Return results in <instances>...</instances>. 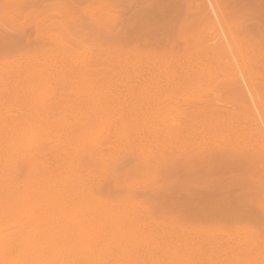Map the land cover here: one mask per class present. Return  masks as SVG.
I'll list each match as a JSON object with an SVG mask.
<instances>
[{
  "label": "rangeland",
  "instance_id": "1",
  "mask_svg": "<svg viewBox=\"0 0 264 264\" xmlns=\"http://www.w3.org/2000/svg\"><path fill=\"white\" fill-rule=\"evenodd\" d=\"M218 2L225 17L234 29L235 38L240 48L253 58L250 71L259 100L264 105V0H218ZM204 3L205 1L202 0H0V74L2 75H0V102L2 103H0V137L2 135L0 139L3 138L2 141H7L5 136L9 140L12 134L18 136L19 139L17 137L16 142L22 144L29 141L27 138L29 136V138L32 137L29 142L34 139L32 142L35 143L36 147L46 152L49 162L55 164V167H66V165H71L73 161L75 168L72 165L71 167L77 171L76 174H79L77 178H74L76 180L73 183L74 187H72L74 189L73 193H76H74L76 197L72 196L75 202L83 200L78 204L88 210L87 208H91L92 205L86 206L83 202L86 200V195L94 196L93 198L106 204L109 211L126 217L127 224L125 228L136 229L135 231L142 232L141 235H148V237L145 236V239L154 238L153 241L161 243L162 246L169 244L173 248L172 252L159 249L143 255L136 252L130 259L110 252L107 254L108 257H101L104 258L103 260L98 258V260H101V264H107L106 262H109L108 264H172L171 262L173 264H195L196 262V264L198 262L199 264H264V161H261L264 158L258 151L253 139L239 134L238 130L243 126L242 122L244 121L241 117L244 118L247 112L246 104H244L241 93H239L241 88L237 87L239 84L223 68H220L219 63L214 61V57H212V60H203L204 56L200 53L209 43L207 38L210 34L208 30L210 11L206 3L203 6ZM134 5L142 7L137 9L133 7ZM138 10L142 14V23L134 28H125L122 24L124 18ZM84 52L93 57L100 56L102 58L101 61H97L98 63L90 60L89 63L93 64V70L89 72L90 75L72 67L73 63L65 65L62 60L54 59H67L79 55L82 57ZM209 60L210 64L208 63ZM211 62L213 66H211ZM109 69L110 71H108ZM41 72H43V75ZM100 73H103V76ZM111 75L115 78H111ZM39 77L42 81L38 82ZM32 79L35 80V83ZM225 79H227V82ZM22 80H24L23 84ZM98 81H102V83ZM109 82H112L113 86L119 85L114 87L117 94L111 85L112 83ZM227 83L231 86H227ZM93 84L96 88L93 87ZM101 84L105 85L103 90ZM108 85L112 91L107 88ZM36 86L38 87L36 88ZM236 88H239V91ZM31 89L35 93H32ZM41 91L46 93L44 92V94ZM30 92L31 94H29ZM51 93H55L53 95V97L55 96L54 99L50 95ZM35 97L39 98L38 101ZM48 97H50V100H48ZM31 98L32 100L28 101ZM79 99L80 104L76 103ZM88 99L91 102L94 99L100 107L97 105L96 108L94 101L92 104L86 102ZM114 99H117L116 103L118 102V105L116 103L111 104L115 102ZM119 99L121 102H119ZM31 101L32 106L30 107ZM49 103L50 105H48ZM74 103L77 104L76 108L73 106ZM40 104H45L43 106L46 107L43 108ZM82 104L86 106V109ZM70 105L76 109L73 108L75 111H80L75 112ZM111 105L116 106V110ZM133 105L137 107L133 108ZM53 106H57L63 113H59L58 109L56 110ZM32 107L35 109H32ZM40 107L43 108V111ZM61 107L66 109L62 111ZM109 107H112L113 110L110 109L108 112ZM38 108L40 109L38 110ZM47 108L48 110H45ZM99 108H103L101 109L103 112L105 110L104 114ZM68 109H72L71 112ZM129 109H132V114H130ZM162 109L164 111L165 109L169 110V113L166 112L165 118L172 113L170 116L172 115L174 118L171 121L179 120H177V124H175L177 121L173 123L178 131L175 129V132L170 135V144L164 142L165 132L156 131L158 130L156 121L160 115L162 116ZM52 110L53 114L50 112ZM55 110L57 115L54 113ZM111 110L114 113H111ZM39 111L41 113H38ZM115 111H118V113ZM7 112L13 115H9ZM123 112L124 115L126 114L124 117ZM71 113V117L77 114L73 118L76 120L74 123L79 122L86 116L84 120L80 121L83 124L78 123V125L75 123V125L72 118L69 117ZM27 114L29 116L31 114L34 118L32 116L30 117L33 119L29 118ZM39 114L43 123L37 118L35 119ZM45 114L46 117L43 118ZM60 114H63L62 117L68 114L69 116H66L71 119L67 118V120H72L71 123L69 124L70 121H65V118L58 116ZM80 114L82 115L80 116ZM89 115H91L90 119L87 117ZM57 116L59 120L61 118L62 120L58 121ZM117 116L118 118L121 117L120 120ZM103 117L114 123H107L108 121L104 120ZM113 117L114 119H112ZM49 118L53 120L51 121ZM122 118L128 119V121H122ZM138 119L140 120V126H142L141 129H144L147 125V129L145 128L146 130L143 133H147L146 135L149 137H146L138 127ZM31 120L36 121L38 124L40 122L39 126ZM145 120L149 125L150 122H153L150 125L151 129H148L150 126ZM26 121L28 122L26 123ZM64 121L70 125L67 128L68 130L64 127L66 126ZM94 121H98V123H94ZM141 121L146 124L142 125ZM19 122L20 124L24 122L18 125L20 130L17 128L18 126L17 129L14 127ZM29 122L31 128L28 125ZM54 122L57 127H52ZM57 122L61 123L59 124L61 125L60 128L63 127L62 129H65L67 133L60 128L61 132L53 129L59 127ZM115 122H118V126ZM124 122L127 125L134 124L133 127L137 126L135 127L137 131L131 128L132 124H130L131 127H129L130 125L126 126L131 130L124 128L126 125L123 126ZM68 124L67 126H69ZM101 124L106 130L108 129L104 135L105 138L103 136L102 139L105 140L107 136L108 141L107 139L105 141L101 140L108 144L106 145L103 142L97 145L96 142L89 143L87 140L91 136H88V134L93 131L91 135H97L98 133L95 132L100 129H97L99 125L102 127ZM106 124H109L112 129L109 125L107 128ZM113 125H115V128ZM21 126L22 128H20ZM73 126L75 129H71ZM85 126L87 131L89 130L88 132H78V129L81 131L80 128L84 129ZM116 128L118 129L116 130ZM6 129L9 131V136L6 134V132L8 133ZM12 129L19 130L16 131L18 134H14L15 131ZM121 129H126L129 132L126 134V130V133L123 131L124 138ZM69 130H74L76 134L74 133L73 137L76 135L75 139L78 142H72L74 138L71 137ZM153 130L158 135L154 133L155 136L153 134L152 137ZM112 131L117 137L110 134L113 133ZM182 131L183 133L185 131V135L182 134ZM62 132H65L64 135ZM138 132L139 136H137ZM79 133H82V136L83 134L84 136L87 135L88 138L79 136ZM20 138H25L26 141ZM145 139L148 144L143 141ZM75 150H77V153ZM18 151L13 159L15 182L26 185L28 183L33 184L34 181L35 184L36 181L41 180L43 175L38 172L32 153ZM162 157L166 159H162ZM255 159L258 161L257 163ZM260 164L263 166L262 168ZM76 181H78V185ZM80 194L81 196H79ZM77 196H79V199L76 200ZM81 197L82 199H80ZM65 198L67 199V197ZM68 200L72 199L68 197ZM83 207L81 209L79 206V209L83 211ZM85 209L84 211H86ZM131 221L134 223L132 224ZM137 224H140L139 227ZM61 225H56L58 228L55 229L53 236L55 237L58 230L57 235L63 233L65 236L66 234L70 236V231L63 228L66 224H63L60 229ZM82 226H89L87 229L91 227L89 224H83ZM69 228L71 229L70 225ZM73 231L71 229L73 235L71 234L70 239L75 236ZM82 231L76 237L81 238L80 241L85 239L83 233L86 234V231H84V228ZM51 232L48 233L50 236L53 234V231ZM59 235L57 238H60ZM154 235L155 237L152 238ZM173 240L175 243L177 242V245ZM238 241H240V244ZM213 242L215 243L214 246H222V250H226L227 247L228 249L234 248L231 249V252L223 251L222 253L220 250L218 254L223 258L215 256L218 255L217 252H215L216 254L212 253L213 256L210 257L211 255L208 256L205 253H199V255L196 253L195 255L191 250L195 246L202 248L205 245H213ZM198 244L200 245L198 246ZM183 245L185 247L188 245L187 249ZM65 247L63 248L64 251L69 246ZM235 247H237V252H232ZM62 248H58V250L61 249L59 252L55 249L53 251L54 253L56 251L60 253ZM179 248H182V250L179 251ZM183 249H186V251ZM253 249L256 250V253ZM188 250L190 251L189 255L191 254L189 259L186 257L187 254L185 255ZM246 250L251 251L250 253L253 255L250 256L248 252L249 259H247L248 257L244 253L243 257L247 258H243L244 261H241L243 260L242 256H239ZM181 256L184 257L183 260H181ZM200 256L204 263L201 261ZM171 259L173 260L171 261ZM178 259L180 260L178 261ZM238 259H241L240 262ZM86 260L85 263H81H95V260L89 261L91 260L89 258ZM98 260L96 264L100 262Z\"/></svg>",
  "mask_w": 264,
  "mask_h": 264
},
{
  "label": "bare ground",
  "instance_id": "2",
  "mask_svg": "<svg viewBox=\"0 0 264 264\" xmlns=\"http://www.w3.org/2000/svg\"><path fill=\"white\" fill-rule=\"evenodd\" d=\"M202 1H205V3H206V6H207V8L209 9V11H210V19H209V28H208V30L210 31V34H209V36H208V44H206V46L200 51V53L202 54V56H204L203 57V60L204 59H210V60H212V57H214V61H216V63H219V65L221 66L220 68H223V70L226 72V73H228V75H230L231 77H232V79L237 83V84H239L237 87H240L241 88V90H240V92L239 93H241V97L243 98L242 100H243V102H244V104H246V107H247V112H246V115L244 116L243 115V113H242V115L244 116V118L243 117H241L243 120V126L238 130L240 133L239 134H242V135H244V136H246V137H249V138H251V139H253L254 141H255V143H256V145H257V148H258V151L260 152V154H261V156L264 158V105L260 102V100H259V97H258V94H257V91H256V86H255V82H254V79L252 78V75H251V71H250V65H251V63H252V61H253V58H251L250 56H249V54L248 53H246L245 51H243L241 48H240V45H239V43H238V41H237V39L235 38V34H234V29L232 28V26L230 25V23H229V21L227 20V18L225 17V15H224V12H223V10H222V7L220 6V4H219V2H218V0H202ZM205 3L203 4V6L205 5ZM197 4V3H196ZM200 9V8H199ZM207 9V10H208ZM203 11V10H202ZM226 14V13H225ZM228 17V16H227ZM201 20V19H200ZM59 35V34H58ZM61 41V40H60ZM80 50V49H79ZM78 54V53H77ZM76 55V54H75ZM83 56L81 57L80 55L79 56H74V57H69V58H65V59H58V58H54V59H56V60H62V62L63 63H65V65L66 64H68V63H73V65H72V67H74V68H76L77 70H79V71H84V72H86V73H88L87 75H90L89 74V72H91L92 70H93V64H90L89 62H90V60H94V61H101L102 60V58L99 56V57H96V56H92V55H90L89 53H87V52H84L83 54H82ZM195 55V54H194ZM56 57H57V55H56ZM62 57V56H61ZM81 57V58H80ZM110 59V58H109ZM210 60H209V64H210ZM28 61V60H27ZM16 62V61H15ZM34 62H35V60H34ZM259 62V61H258ZM98 63V62H97ZM206 63V62H205ZM215 64V63H214ZM28 65V64H27ZM32 65V64H31ZM40 65H42V64H40ZM52 65V64H51ZM58 65V64H57ZM69 65V64H68ZM98 65H100V64H98ZM136 65V64H135ZM1 66V65H0ZM22 66V65H21ZM35 66V65H34ZM38 66V65H37ZM55 66V65H54ZM138 66V65H137ZM211 66H213V64H212V62H211ZM36 67V66H35ZM65 67V66H64ZM70 67V66H69ZM258 67V66H257ZM37 68H39V67H37ZM71 68V67H70ZM118 68V67H117ZM209 68V67H208ZM21 69V68H20ZM24 69V68H23ZM64 69V68H63ZM115 69V68H114ZM128 69H129V67H128ZM6 70V69H5ZM74 70V69H73ZM99 71H100V69H98ZM136 70H137V68H136ZM1 71V70H0ZM18 71H23V70H18ZM36 71V70H35ZM42 71V70H41ZM108 71H110V69L108 70ZM112 71V70H111ZM119 71V70H118ZM80 72V73H81ZM84 72H82V73H84ZM95 72H96V70H95ZM98 72V71H97ZM107 72V71H106ZM113 72V71H112ZM122 72V71H121ZM124 72V71H123ZM122 72V73H123ZM207 72V71H206ZM1 73H3V72H1ZM42 73V75H43V72H41ZM85 73V74H86ZM104 73V72H103ZM103 73L101 74V76H103ZM116 73H118V72H116ZM115 73V76L117 75ZM127 73V72H126ZM146 73V72H145ZM216 73V72H215ZM40 74V73H39ZM68 74V73H67ZM98 74H99V72H98ZM109 74H112V73H109ZM125 74V73H124ZM1 75V74H0ZM3 75H4V73H3ZM45 75V74H44ZM50 75V74H49ZM75 75V74H74ZM84 75V74H83ZM108 75V74H107ZM128 75V74H127ZM2 76V75H1ZM13 76H15V75H13ZM71 76V75H70ZM76 76V75H75ZM86 76V75H85ZM93 76V75H92ZM129 76V75H128ZM9 77H11V76H9ZM43 77V76H42ZM46 77V76H45ZM44 77V78H45ZM48 77V76H47ZM77 77V76H76ZM80 77V76H79ZM89 77V76H88ZM91 77V76H90ZM94 77V76H93ZM106 77V76H105ZM111 78L112 77H114V76H110ZM118 77H119V75H118ZM121 77V76H120ZM12 78V77H11ZM29 78V77H28ZM96 78V77H95ZM107 78V77H106ZM115 78V77H114ZM122 78V77H121ZM258 78V77H257ZM35 79V78H34ZM34 79H32V80H34ZM39 79H40V77H39ZM85 79V78H84ZM88 79V78H87ZM93 79V78H92ZM120 79V78H119ZM227 79H228V77H227ZM227 79H225V81L227 82ZM10 80V79H9ZM12 80V79H11ZM82 80V79H81ZM86 80V79H85ZM98 80V79H97ZM108 80V79H107ZM106 80V81H107ZM112 80H114V79H112ZM116 80H118L117 78H116ZM122 80V79H121ZM129 80H131L130 78H129ZM133 80V79H132ZM23 81L24 80H22V84H23ZM30 81V80H29ZM39 81H42L41 79L40 80H38V82ZM44 81V80H43ZM48 81V80H47ZM93 81V80H92ZM96 81V80H95ZM120 81V80H119ZM229 81V80H228ZM0 82H1V80H0ZM34 83H35V80L33 81ZM36 82H37V78H36ZM85 82V81H84ZM99 83H102V81L100 82V81H98ZM103 82H104V80H103ZM125 82V81H124ZM131 82V81H130ZM232 82V81H231ZM230 82V83H231ZM32 83V82H31ZM94 83V82H93ZM96 83H97V81H96ZM105 83H107V82H105ZM110 83V82H109ZM112 83V82H111ZM110 83V84H111ZM233 83V82H232ZM44 84V83H43ZM98 84V83H97ZM115 84V83H114ZM36 85H39V84H36ZM112 85V87L114 88L115 86H113V83L111 84ZM118 85V84H117ZM124 85V84H123ZM227 86H229V84L227 83L226 84ZM234 85V84H233ZM23 86H25V85H23ZM34 86V85H33ZM50 86V85H49ZM48 86V87H49ZM95 85L93 84V87H94ZM103 86H105V85H102L101 84V87H102V90H103ZM109 86V85H108ZM119 86V85H118ZM118 86H116V87H118ZM120 86H122V85H120ZM231 86V85H230ZM229 86V87H230ZM38 86H36V88H37ZM39 87H41V86H39ZM46 87V86H45ZM107 87V86H106ZM105 87V88H106ZM225 88H226V86H224ZM27 88H28V86H27ZM30 88V87H29ZM43 88V87H42ZM47 88V87H46ZM95 88H96V86H95ZM107 88H110V86L109 87H107ZM122 88V87H121ZM231 88H233V87H231ZM34 89V88H33ZM44 90H45V88H43ZM42 89V90H43ZM111 89V88H110ZM115 89V88H114ZM222 89V88H221ZM234 89V88H233ZM237 89V88H236ZM239 89V88H238ZM237 89V90H238ZM36 90V89H35ZM116 90V89H115ZM120 90V89H119ZM230 90H232V89H230ZM235 90V89H234ZM233 90V91H234ZM237 90H236V92H237ZM1 91V90H0ZM30 91V90H29ZM31 91H32V89H31ZM47 91V90H46ZM99 91V90H98ZM111 91H112V89H111ZM121 92H122V90H120ZM239 91V90H238ZM39 92V91H38ZM38 92H37V94H38ZM42 92V91H41ZM45 92V91H44ZM44 92H42V93H44ZM51 92V91H50ZM105 92V91H104ZM260 92V91H259ZM32 93H35V91L33 90L32 91ZM40 93V92H39ZM42 93H41V95H42ZM46 93V92H45ZM44 93V94H45ZM29 94H31V92L29 93ZM28 94V96H30ZM43 94V95H44ZM55 94V93H54ZM53 93H51L50 95H52V97H53V95H54ZM107 94V93H106ZM116 94H117V90H116ZM235 94V93H234ZM38 95H40V94H38ZM38 95H36V96H38ZM85 95V94H84ZM91 95H92V93H91ZM240 95V94H239ZM262 95V94H261ZM33 96H35V95H33ZM32 96V97H33ZM72 96H74V95H72ZM93 96H95V95H93ZM92 96V97H93ZM111 96V95H110ZM122 96V95H121ZM55 97V96H54ZM54 97H53V99H54ZM66 97V96H65ZM78 97V96H77ZM88 97V96H87ZM96 97V96H95ZM35 98H37V97H35ZM41 98H42V96H41ZM43 98H44V96H43ZM50 97H48V100H50L49 99ZM58 98V97H57ZM59 98H60V96H59ZM62 98V97H61ZM72 98H74V97H72ZM80 98H81V96H80ZM85 98H86V96H85ZM107 98H108V96H107ZM114 98V97H113ZM118 98V97H117ZM120 98H122V97H120ZM38 99L39 98H37L36 100L38 101ZM47 99V98H46ZM64 99V98H63ZM70 99V98H69ZM126 99H129V98H126ZM9 100V99H8ZM15 100V99H14ZM29 100H32V98L31 99H28V101ZM43 100V99H42ZM47 100V101H48ZM60 101H61V99H59ZM89 100V101H88ZM88 100H86V102H91L90 101V99H88ZM96 100V99H95ZM115 100V99H114ZM117 100V99H116ZM116 100H115V102L114 103H111V104H115L116 103ZM120 100V99H119ZM241 100V101H242ZM39 101H41V100H39ZM46 101V100H45ZM46 101V102H47ZM68 101V100H67ZM73 101V100H72ZM71 101V102H72ZM75 101V100H74ZM78 101V102H77ZM76 101V103H78V104H80L79 103V101H80V99L79 100H77ZM81 101H82V99H81ZM94 101V99L92 100V102ZM111 101V100H110ZM131 101H133V100H131ZM130 101V102H131ZM151 101H153V100H151ZM236 101V100H235ZM27 102V101H26ZM50 102V101H49ZM53 102V101H52ZM64 102V101H63ZM63 102H61V104H63ZM92 102H91V104H92ZM119 102H121V100L119 101ZM136 102V101H135ZM240 102V101H239ZM242 102V103H243ZM1 103V102H0ZM58 103V102H57ZM68 103H69V101H68ZM94 103H95V106H96V108H97V105H98V102L96 103L95 101H94ZM118 103V102H117ZM116 103V104H117ZM124 103H125V101H124ZM128 103H129V101H128ZM133 103V102H132ZM142 103H143V101H142ZM141 103V104H142ZM2 104V103H1ZM34 104V103H33ZM36 104V103H35ZM84 104L85 105H87L85 102H84ZM122 104H123V102H122ZM130 104V103H129ZM30 105V104H29ZM36 105H38V104H36ZM40 105H42V107L43 108H45L43 105H45V104H40ZM48 105H50V103L48 104ZM58 105L60 106V104L58 103ZM66 105V104H65ZM69 105V104H68ZM77 105V104H76ZM75 105V103L73 104V106L76 108L77 106ZM83 105V104H82ZM94 105V104H93ZM118 105V104H117ZM119 105H120V103H119ZM140 105V104H139ZM143 105H144V103H143ZM154 105V104H153ZM153 105H150V106H153ZM3 106V105H2ZM1 106V107H2ZM32 106V101H31V105H30V107ZM55 106V105H54ZM53 106V108H56V110L58 109L57 108V106L56 107H54ZM64 106V105H63ZM62 106V107H63ZM71 106V105H70ZM80 106V105H79ZM84 106V105H83ZM95 106H92V107H95ZM99 106V105H98ZM111 106H113L114 107V105H111ZM124 106H126V105H124ZM142 106V105H141ZM148 106H149V104H148ZM237 106H239L238 104H237ZM243 106V105H242ZM36 107H38V106H36ZM42 107H40V108H42ZM62 107H61V109H62ZM72 107V106H71ZM74 107H72V109L74 108ZM86 106H84V108H85ZM87 107H88V105H87ZM100 107V106H99ZM104 107V106H103ZM116 107V106H115ZM115 107H114V110H116L115 109ZM119 107H121V106H119ZM123 107V106H122ZM127 107V106H126ZM137 107V106H136ZM136 107H134V105H133V108H136ZM140 107V106H139ZM138 107V108H139ZM158 107V106H157ZM160 107V106H159ZM40 108H38V110L40 109ZM43 108L41 109V111H43ZM60 108V107H59ZM74 108V109H75ZM79 108V107H78ZM96 108H95V113L97 112V110H96ZM138 108H137V110H138ZM142 108V107H141ZM143 108H145L144 106H143ZM166 108V107H165ZM240 108V107H239ZM32 109H35V108H33L32 107ZM37 109V108H36ZM64 109H66V108H63L62 109V111L64 110ZM70 109V108H69ZM68 109V111L69 112H71V110H69ZM73 109V110H74ZM86 109V108H85ZM84 109V110H85ZM101 109H103V108H101ZM100 108H99V110L101 111V112H103L102 110H101ZM110 109H112V107H109V109H108V112L110 111ZM125 109V108H124ZM148 109H149V107H148ZM167 109V108H166ZM165 109V111H164V109H162L163 110V113H162V116L160 115H158L159 117H158V120L156 121L157 123L156 124H158L157 125V127H158V130H156V131H162V132H165L164 133V137H165V139H164V142L166 143V144H170L169 143V137H170V135H172L174 132H175V129H176V127H175V125H173V123H174V121H177V120H174V121H171L172 120V118H174V117H172V115L170 116V114H172V113H170L169 114V116H170V118H168L169 116H167V118H165L166 116H165V114H166V112H168L169 113V110H166ZM10 110V109H9ZM30 110V109H29ZM45 110H48V108L47 109H45ZM54 110V109H53ZM53 110L52 111H50V112H52L51 114H53ZM56 110H55V114H56ZM76 110V109H75ZM74 110V111H75ZM84 110H82V111H84ZM113 110V109H112ZM112 110H111V113H114V111L112 112ZM117 110L119 111V109H118V106H117ZM120 110H121V108H120ZM127 110V109H126ZM130 110V114H132L131 112V110L132 109H129ZM134 110V109H133ZM150 110V109H149ZM158 110V109H157ZM242 110H243V107H242ZM12 111H14L13 109H12ZM58 111H59V113H63V112H61V110H59L58 109ZM57 111V112H58ZM65 111H67V110H65ZM74 111H72V112H74ZM78 111H80V110H78ZM78 111H75V112H78ZM89 111H91L90 109H89ZM118 111L116 112V113H118ZM125 111V110H124ZM143 111H145V110H143ZM161 111V110H160ZM30 112V111H29ZM36 112V111H35ZM45 112V111H44ZM47 112V111H46ZM49 112V111H48ZM68 112V113H69ZM104 112H105V110H104ZM104 112H103V114H104ZM134 112V111H133ZM146 112V111H145ZM8 113V112H7ZM31 113H32V111H31ZM34 113V112H33ZM38 113H41L40 111L38 112ZM38 113H35V114H38ZM58 113V114H59ZM87 113H88V111H87ZM86 113V114H87ZM115 113V114H116ZM127 113H129L128 111H127ZM137 113H139V112H137ZM147 113V112H146ZM168 113H167V115H168ZM9 115H13V114H10V113H8ZM76 114V113H75ZM79 114V113H78ZM98 114H99V112H98ZM106 114V113H105ZM120 114H121V112H120ZM135 114H136V112H135ZM140 114V113H139ZM164 114V115H163ZM174 114V113H173ZM28 115V114H27ZM57 115V114H56ZM63 116V114H60V115H58V116ZM66 115H68V114H66ZM65 115V117H62V118H65L66 120L65 121H70V120H67V118H68V116H66ZM71 115H72V113L70 114V116L69 117H71ZM77 115V114H76ZM76 115H73V117H71L72 118V120H73V123H74V121H76L75 119H73V118H75L76 117ZM82 114H80V116H81ZM118 115V114H117ZM126 115V114H125ZM124 115V112H123V117L125 116ZM143 115V114H142ZM16 116V115H15ZM15 116H13V117H15ZM29 116V115H28ZM30 116H32L31 114H30ZM29 116V118H32V117H30ZM44 116V115H43ZM57 116V117H58ZM79 116V115H78ZM90 116L91 115H89V116H87L89 119H90ZM111 116V115H110ZM113 116L115 117V115L113 114ZM120 116V115H119ZM129 116H131V115H129ZM151 116V115H150ZM153 116V115H152ZM241 116V115H240ZM39 117V118H38ZM41 117H42V115H41ZM46 117V114H45V116L43 117V118H45ZM47 117H50V116H47ZM56 117V116H55ZM84 117V116H83ZM93 117V116H92ZM92 117H91V119H92ZM98 117V116H97ZM105 117V116H104ZM103 117V119L105 120L106 118H104ZM114 117L112 118V119H114ZM121 117H122V114H121ZM120 117V118H121ZM127 117V116H126ZM132 117H133V115H132ZM143 117H145L144 115H143ZM34 118V117H33ZM32 118V119H33ZM38 119V120H40L41 118H40V114L38 115V116H36L35 117V119ZM62 118L60 119V120H62ZM71 118H68V119H71ZM79 118V117H78ZM77 118V119H78ZM86 118V116L82 119V120H84ZM108 118H109V115H108ZM106 119L107 121V123H112L111 121H109V119ZM111 118V117H110ZM117 118H118V116H117ZM120 118H118L119 120H120ZM128 118V117H127ZM126 118V119H127ZM138 118H140V117H138ZM151 118H153V117H151ZM155 118V117H154ZM2 119V118H1ZM15 119V118H14ZM17 119V118H16ZM21 119V118H20ZM111 119V120H112ZM117 119V120H118ZM130 119V118H129ZM148 119V118H147ZM176 119V118H175ZM6 120V119H5ZM8 120H9V118H8ZM19 120V119H18ZM38 120H37V122H38ZM49 120H51L50 118H49ZM53 120V119H52ZM51 120V121H52ZM59 120V117H58V121H60ZM71 120V121H72ZM78 120H80V119H78ZM82 120H80V121H82ZM96 120V119H95ZM97 120H98V118H97ZM104 120H103V122H104ZM128 121V119L127 120H125V118H122V121ZM140 120H141V118H140ZM140 120L138 119L137 121H139V126L138 127H140V129H141V127L142 126H140ZM153 120V119H152ZM156 120V119H155ZM154 120V121H155ZM20 121V120H19ZM32 121V120H31ZM45 121V120H44ZM50 121V122H51ZM65 121H64V124L66 125V126H64L65 128H66V130H68L67 128L68 127H70V123H71V121L69 122V124L66 122L65 123ZM75 122V123H80V125H81V123L82 122ZM88 121H90V120H88ZM87 121V122H88ZM115 121V120H114ZM121 121V122H122ZM144 121V120H143ZM146 121V123H147V120H145ZM151 121V120H150ZM149 121V122H150ZM179 121V120H178ZM178 121L175 123V124H177L178 123ZM7 122V121H6ZM21 122V121H20ZM20 122L17 124V125H15L14 127L16 128L19 124H20ZM28 121H26V123H27ZM32 122H34V124L36 123V121H32ZM40 122H41V120H40ZM40 122H39V124H40ZM55 122H56V120H55ZM55 122H54V124H55ZM95 122H97L98 123V121H94V123ZM129 122H131V121H129ZM142 122V121H141ZM172 122V123H171ZM24 123V122H23ZM23 123H21V124H23ZM41 123H43V121L41 122ZM58 123V122H57ZM61 123H63L62 121H61ZM60 122L58 123V128L56 129V128H53L54 130H60V129H62L63 127H61L60 128V126L61 125H59V124H61ZM74 123V124H75ZM86 123V122H85ZM84 123V124H85ZM93 123V124H94ZM114 123V122H113ZM116 123V125H117V123L118 122H115ZM137 123V122H136ZM135 123V124H136ZM145 122L143 123L142 122V125L143 124H146ZM151 124H153V122H150ZM237 123V122H236ZM11 124H12V122H11ZM20 124V125H21ZM38 126H39V124L38 123H36ZM54 124H52V127H54V126H56V124L54 125ZM67 124L69 125V126H67ZM73 124V125H74ZM83 124V123H82ZM92 124V123H91ZM108 124V125H109ZM126 124V125H125ZM130 124H132V123H130ZM130 124H128L127 125V123H125L124 122V124H123V126H124V128L126 127V126H129ZM148 124V123H147ZM150 124V125H151ZM230 124V123H229ZM238 124V123H237ZM28 125H30V122H29V124ZM43 125V124H42ZM72 125V124H71ZM76 125V124H75ZM79 125V124H78ZM107 125V124H106ZM108 125H107V128H108ZM133 125L134 124H132V127H131V125L129 126V127H131V128H134L135 129V127H137V126H135V127H133ZM149 125V124H148ZM149 125V126H150ZM239 125V124H238ZM10 126V125H9ZM8 126V127H9ZM23 126V125H22ZM22 126L20 127V128H22ZM35 126V125H34ZM51 126V125H50ZM87 126V125H86ZM86 126L84 127V129H82V127L80 128L81 129V131H79V129H78V132H85V131H87V129H86ZM89 126H92V125H89ZM101 126H102V124H101ZM110 126V125H109ZM115 125H113V127H114ZM118 126V125H117ZM119 126H121L120 124H119ZM147 126V125H146ZM144 127V129H141L142 130V133L143 132H145L144 130H146L147 129V127ZM176 126H178V125H176ZM13 127V128H14ZM26 127V126H25ZM30 128H31V125L29 126ZM28 127V128H29ZM44 127V126H43ZM57 127V126H56ZM72 127V126H71ZM111 127V126H110ZM195 127V126H194ZM18 129H19V126L17 127ZM16 128V129H17ZM45 128V127H44ZM49 128H51V127H49ZM60 128V129H59ZM76 128H78L77 126H76ZM88 128V127H87ZM95 128V127H94ZM93 128V129H94ZM100 128V129H99ZM115 128V127H114ZM121 128V127H120ZM146 128V129H145ZM153 128H154V126H153ZM230 128V127H229ZM234 128V127H233ZM24 129V128H23ZM71 129H75L74 128V126H73V128H71ZM70 129V130H71ZM92 129V128H91ZM97 129H99V130H97V132H95V133H98L97 135L96 134H92L91 135V132H93V131H91L89 134H88V136L90 135L91 137H89L88 138V136L86 135V136H84V134H83V136L79 133V136L81 135V137H84V138H88L89 140H87L89 143H91V142H96L95 144L97 145V144H100V143H102L103 141H105L106 139H107V136H106V139L104 140V139H102V137L105 135V133L107 132V130H106V128L104 127V126H102V127H100V125H99V127L97 128ZM110 129H112V127L110 128ZM118 128H116V130H117ZM126 129L127 130H131L130 128L128 129L127 127H126ZM125 129V130H126ZM134 129H133V131H134ZM148 129H151V126L148 128ZM199 129V128H198ZM2 130H4L3 128H2ZM7 131H8V129H6ZM5 130V131H6ZM13 130V129H12ZM12 130L10 131V133L12 132ZM20 130V129H19ZM19 130H16V131H19ZM25 130V129H24ZM30 130V129H29ZM62 130H65V129H62ZM65 130V131H66ZM69 130V133L71 132V135H69V136H71L72 138H74V140H72V142H78L77 141V139H75V137H77L76 135H75V137H73V135H74V130H72V131H70ZM122 130V129H121ZM120 130V131H121ZM125 130H122L121 131V134L123 133V131L125 132ZM126 130V134H128L129 132ZM190 130H192V129H190ZM195 130V129H194ZM203 130V129H202ZM206 130V129H205ZM13 131H15V130H13ZM16 131H15V133L14 134H18V132L16 133ZM76 131V130H75ZM89 131V130H88ZM87 131V132H88ZM95 131V130H94ZM114 131V130H113ZM112 131V132H113ZM133 131H131L132 133H133ZM135 131H137L136 129H135ZM148 131V130H147ZM154 132L152 133V137H153V134L156 132L155 130H153ZM176 131H178L177 129H176ZM221 131V130H220ZM228 131V130H227ZM235 131V130H234ZM21 132V131H20ZM22 132H23V130H22ZM53 132V131H52ZM58 132V131H57ZM60 132H61V130H60ZM77 132V131H76ZM116 132V131H115ZM130 132V134H132ZM150 132V131H149ZM189 132V131H188ZM63 133V132H62ZM61 133V134H62ZM65 133V132H64ZM64 133H63V135H64ZM66 133H67V131H66ZM73 133V134H72ZM135 133V132H134ZM137 133V132H136ZM140 133H141V131H140ZM159 134H162V133H160V132H158ZM180 133V132H179ZM6 134H8V136L10 135L9 134V131H8V133L6 132ZM76 134V133H75ZM87 134V133H86ZM109 134V133H108ZM111 135L112 134H114V132L113 133H110ZM125 134V135H126ZM143 134H145V133H143ZM147 134V133H146ZM145 134V136L147 137L148 135H146ZM149 134V133H148ZM156 134V133H155ZM155 134H154V136H155ZM182 134L183 135H185V131H184V133H183V131H182ZM233 134V133H232ZM23 135V134H22ZM25 135V134H24ZM111 135H110V137H111ZM150 135V134H149ZM156 135H158V134H156ZM5 136V135H4ZM12 134H11V138L8 140L7 139V136H5V139L7 140V141H2V139H0V264H82L84 261L86 262L87 260L86 259H91V260H89V261H93V260H95V263L94 264H96V262H97V260H98V258H100V259H102L101 257H103L104 256V258L105 257H108L109 255H107V254H109L110 252H112V253H117V254H119V256H122V257H125V258H129L130 259V257L132 258V255L133 254H136V252H139V254H141V255H143V254H147V253H150L151 251H157L158 249L159 250H165V251H171L172 252V247L169 245V244H167L166 246L165 245H161V243H159V242H155V241H153V237H155V235L154 236H152V238L153 239H151V238H147V239H145V236H143V235H141V233L140 232H138V231H135L134 229H131V228H125L126 227V224H127V219H126V217L125 216H123V215H117L116 213H113V212H111V211H109L108 210V207H106V204H104V203H102L100 200H98V199H95V198H93V197H91L90 195H86V200L83 202V204L84 205H92V206H90L91 208H87L88 210H86L83 206H81V205H79L78 203L81 201V200H77V199H79V196H81V194L79 195V196H77L78 198H76V202H75V200H74V197H76V196H74L75 194L73 193V191H74V189L72 188V187H74L73 186V183H75L74 181L76 180V179H74V178H77V176L79 175V174H76V172L77 171H75V163H74V165H73V161H72V167H74V168H72L71 167V165H66V167H55V164H52V163H50L49 162V159H48V155L46 154V152H44L41 148H38V147H36L35 146V143L34 142H32V141H34V139L31 141V142H29L30 141V139L32 138L31 136V138H29V136L27 137L28 139H29V143L28 142H23L22 144L21 143H19V142H16V139H17V137L18 136H16V135H14L13 136V138H12ZM68 136V137H69ZM93 136V137H92ZM117 137V135H113V137ZM122 136H123V138H124V133L122 134ZM137 136H139V132H138V135ZM161 136V135H160ZM175 136V135H174ZM1 137H2V135H1ZM0 137V138H1ZM14 137H16L15 139H14ZM22 137H25V136H22ZM81 137H79V139H81ZM149 137V136H148ZM173 137V136H172ZM199 137V136H198ZM26 138V137H25ZM22 139V138H20L21 140H24V141H26V139ZM83 138V139H84ZM103 138H105V136L103 137ZM118 138H120V136H118ZM140 138H142V137H140ZM151 138V137H150ZM155 138V137H154ZM159 138V137H158ZM180 138V137H179ZM193 138V137H192ZM195 138V137H194ZM232 138V137H231ZM18 139H19V137H18ZM70 140H71V138H69ZM103 141H102V140ZM162 139H163V136H162ZM161 139V140H162ZM197 139V138H196ZM199 139V138H198ZM15 140V141H14ZM85 140V139H84ZM120 140V139H119ZM138 140V139H137ZM142 140V139H141ZM149 140V139H148ZM160 140V139H159ZM193 140V139H192ZM81 141V140H80ZM79 141V142H80ZM86 141V140H85ZM107 141H108V139H107ZM127 141V140H126ZM139 141V140H138ZM143 141H146V139L145 140H143ZM151 141V140H150ZM172 141V140H171ZM227 141V140H226ZM121 142V141H120ZM142 142V141H141ZM28 143V144H27ZM81 143H82V141H81ZM84 143H86V142H84ZM104 144H106L105 142H103ZM145 143H147L148 144V141H146ZM172 143V142H171ZM94 144V145H95ZM108 144V143H107ZM106 144V145H107ZM137 144H138V142H137ZM146 144V145H147ZM228 144V143H227ZM82 145H84V144H82ZM122 145V144H121ZM145 145V144H144ZM143 145V146H144ZM159 145V144H158ZM90 146V145H89ZM115 146H117L116 144H115ZM226 146V145H225ZM80 147V146H79ZM91 147V146H90ZM99 147H101V146H99ZM67 148V147H66ZM74 148V147H73ZM75 149V148H74ZM77 149H78V146H77ZM85 149V148H84ZM105 149V148H104ZM108 149V148H107ZM112 149V148H111ZM250 149V148H249ZM18 150H21V151H23V152H26V151H29V153L31 152L32 153V158H33V160H34V162L36 163V167H37V169H38V172H40L42 175H43V177L41 178V180H39V181H36L35 182V184H34V181H33V184H26V185H24V183H22V184H17L16 182H15V171H14V158H15V156H16V154H17V151ZM153 150V149H152ZM78 151H80V150H78ZM167 151V150H166ZM19 152V151H18ZM75 152L77 153V150H75ZM150 152H152V151H150ZM249 152V151H248ZM73 153V152H72ZM75 153V154H76ZM79 153V152H78ZM168 153V152H167ZM27 154V153H26ZM152 154V153H151ZM246 154V153H245ZM257 155H258V152L256 153ZM76 155H78V154H76ZM255 155V154H254ZM162 156V155H161ZM167 156V155H166ZM74 157V156H73ZM254 157V156H253ZM70 158V157H69ZM158 158V157H157ZM163 158H165V157H162V159ZM169 158V157H168ZM167 158V159H168ZM255 158V157H254ZM73 159V158H72ZM161 159V160H162ZM166 159V158H165ZM256 160V159H255ZM254 160V161H255ZM259 160V159H258ZM66 161V160H65ZM261 161H264V160H261ZM261 161H259V162H261ZM79 162V161H78ZM162 162V161H161ZM258 161L256 160V163H257ZM89 163V162H88ZM255 163V164H256ZM68 164V163H67ZM166 164V163H165ZM260 166H261V168L263 167L261 164H260ZM71 167V168H70ZM235 173V172H234ZM229 174V173H228ZM82 175V174H81ZM75 176V177H74ZM83 176V175H82ZM69 177V178H68ZM85 177V176H84ZM40 179V178H39ZM74 179V180H73ZM88 179V178H87ZM71 180H73V181H71ZM77 182V185H78V181H76ZM89 182V181H88ZM79 184H80V180H79ZM88 184V183H87ZM76 185V184H75ZM77 185H76V188H77ZM82 187V186H81ZM88 187V186H87ZM77 191V190H76ZM88 192V191H87ZM90 194V193H89ZM72 196H74L73 198H72ZM65 197H67V199L65 198ZM68 197H69V199L71 198L72 200H74L73 202H72V200H68ZM80 199H82V197L80 198ZM83 201V200H82ZM81 201V202H82ZM80 202V203H81ZM77 205H79L80 207H81V209H82V207H83V211L81 210V209H79V206H77ZM84 209L86 210V211H84ZM93 210L92 212L90 211V210ZM133 210H134V208H132ZM67 211H69L70 212V214H69V212L67 213ZM77 212V213H79V214H77V213H71V212ZM114 211V210H113ZM121 211V210H120ZM125 211V210H124ZM135 213V212H134ZM135 214H137V213H135ZM135 214H133V215H135ZM131 216H132V214H131ZM139 217H140V214H139ZM138 218V217H137ZM135 219V218H134ZM130 220V219H129ZM133 220V219H132ZM61 221H63V222H61ZM140 221H141V218H140ZM131 223H132V221H131ZM130 223V224H131ZM134 223V222H133ZM132 223V224H133ZM135 223H137V222H135ZM57 224H62L59 228L61 229V227H63V224H66V226L65 227H63V228H65V230H68V231H70V233L73 235V233L71 232V229L72 230H74L73 232L75 233L74 235V238L73 239H70L71 237H72V235L70 234V236L68 235L67 236V234H66V236L62 233V235L60 234H58L59 235V237L60 238H57L58 237V235H57V233H59L58 231L55 233L56 235H55V237L53 236L54 235V232L57 230V228L58 227H56V225ZM68 224V225H67ZM87 225V224H89L91 227H90V229H87L88 227H86V226H82V225ZM131 224V225H132ZM69 225H70V227H71V229L69 228ZM135 225V224H134ZM138 225V224H137ZM136 225V226H137ZM140 225V224H139ZM139 225H138V227H139ZM142 225V224H141ZM82 228H81V227ZM136 226H134L135 228H136ZM80 227V228H79ZM85 227H86V230H85ZM137 227V228H138ZM84 228V231H86V234L85 233H83L84 234V241L83 240H81L80 241V239L81 238H76L77 236H78V234H79V232L80 233H82L83 231H82V229ZM133 228V227H132ZM142 228V227H141ZM148 228V227H147ZM56 229V230H55ZM70 229V230H69ZM64 230V229H63ZM51 231H53V234H51L52 236H50L49 234V232H51ZM141 231V230H140ZM144 231V230H143ZM146 231V230H145ZM63 232V231H62ZM148 232V231H147ZM151 232V231H150ZM49 233V234H48ZM52 233V232H51ZM61 233V232H60ZM174 233H175V231H174ZM179 233V232H178ZM177 233V234H178ZM184 233V232H183ZM68 234H69V232H68ZM173 234V233H172ZM186 234V233H185ZM152 235V234H151ZM174 235V234H173ZM179 235H180V233H179ZM193 235V234H192ZM50 236V237H49ZM150 236V235H149ZM175 236V235H174ZM196 236V235H195ZM199 237H200V235H198ZM218 236V235H217ZM221 236V235H220ZM70 237V238H69ZM146 237H148V235L146 236ZM151 237V236H150ZM158 237V236H157ZM156 237V238H157ZM164 237H165V235H164ZM171 237V236H170ZM176 238H177V236H175ZM174 237V238H175ZM197 237V236H196ZM173 238V237H172ZM198 238V237H197ZM215 238V237H214ZM217 238V237H216ZM226 238V237H225ZM244 238V237H243ZM179 239V238H178ZM201 239V238H200ZM161 240H163V239H161ZM167 239L165 238V241H166ZM175 241H176V239H174ZM173 240V241H174ZM180 240V239H179ZM178 240V241H179ZM211 240V239H210ZM216 240V239H215ZM227 240H228V238H227ZM36 241V242H35ZM164 241V240H163ZM171 241V240H170ZM175 241H174V243H175ZM193 241V240H192ZM209 241V240H208ZM219 242H220V240H218ZM232 241V240H231ZM72 242V243H71ZM167 242V241H166ZM169 242V241H168ZM181 242H182V238H181ZM180 242V243H181ZM184 242V241H183ZM195 242V241H194ZM197 242V241H196ZM210 242V241H209ZM229 242V241H228ZM239 242V244H240V241H238ZM243 242V241H242ZM78 243H80V244H78ZM82 243V244H81ZM164 243V242H163ZM172 243V242H171ZM170 243V244H171ZM184 243H186V242H184ZM188 243H190V242H188ZM192 243V242H191ZM190 243V244H191ZM200 243V242H199ZM226 243V242H225ZM68 245V246H64V245ZM179 244V243H178ZM187 244V243H186ZM186 244H185V246H186ZM197 244V243H196ZM209 244V243H208ZM214 242H213V245H210V246H203L202 248L201 247H197V246H195L194 248H191V250L194 252V254L196 255V253L199 255V253H205V254H207L208 256H210V257H212L213 256V254H216L215 252H217V254L220 252V250L222 251V253H223V251H227V252H231V249L232 248H234V247H232L231 249L229 248L228 249V247L226 248V250L224 249V250H222L223 249V247L222 246H220V245H218V246H214ZM218 244V243H217ZM229 244V243H228ZM238 244V243H237ZM175 245H177V242L175 243ZM200 244H198V246H199ZM232 245V244H231ZM234 245V244H233ZM242 245V244H241ZM245 245V244H244ZM65 248H67L65 251H64V247ZM184 246V245H183ZM184 246V247H185ZM194 246V245H193ZM238 246V245H237ZM240 246V245H239ZM62 248V251H64V253H62V251L60 252V253H57V251H56V253H54V251L55 250H58V248ZM187 247H188V245H187ZM187 247H185L186 249H187ZM205 247H207V248H205ZM226 247V246H225ZM254 247V246H253ZM183 248V247H182ZM182 248H179V251H180V249L182 250ZM262 248V247H261ZM55 249V250H54ZM186 249H183L184 251H186ZM189 249H190V246H189ZM199 249V251H197ZM236 249V250H235ZM235 249H233V251L232 252H237V247H235ZM243 249H246V248H243ZM54 250V251H53ZM61 250V249H60ZM60 250H58V252L60 251ZM74 250H76L75 252H74ZM253 250H255V249H253ZM263 250V249H262ZM173 251H175V250H173ZM176 251H178V249H176ZM175 251V252H176ZM182 252L183 254L185 253V252ZM264 251V250H263ZM81 252V253H80ZM241 252H243V251H241ZM241 252H239V253H241ZM249 251L248 250H246V252H243V253H241L240 254V256L239 257H241L242 256V259L244 258H247V259H249V256H247L248 254H250V256H251V254L252 253H248ZM254 252V251H253ZM111 253V254H112ZM159 253V252H158ZM165 253H167V252H165ZM189 253H190V251L188 250V253H185V255L187 254V258L189 259V256L191 255H189ZM213 253V254H212ZM221 253V254H222ZM244 253H246V254H244ZM248 253V254H247ZM255 253H256V250H255ZM152 254H153V252H152ZM160 254V253H159ZM182 254V255H183ZM220 254V255H221ZM230 254V253H229ZM245 256H247V257H243L244 255ZM105 255H107V256H105ZM168 255H169V253H168ZM173 255H174V253H173ZM193 255V254H192ZM201 255V254H200ZM253 255V254H252ZM157 256H159L158 254H157ZM184 256V255H183ZM194 256V255H193ZM202 256V255H201ZM200 256V259H201V261H202V257ZM215 256H218L219 258L221 257V256H219V254L218 255H215ZM214 256V257H215ZM228 256H230V255H228ZM236 256V255H235ZM234 256V257H235ZM256 256V255H255ZM258 256V255H257ZM114 257V256H113ZM112 257V258H113ZM169 257V256H168ZM176 257V256H175ZM178 257V256H177ZM191 257V256H190ZM195 257V256H194ZM239 257H236V258H239ZM103 258V259H104ZM115 258H116V256H115ZM170 258V257H169ZM168 258V259H169ZM184 258V257H183ZM183 258H182V256H181V260H183ZM193 258V257H192ZM197 258V257H196ZM196 258H194V259H196ZM221 258H223V257H221ZM260 258H261V256H260ZM85 259V260H84ZM97 259V260H96ZM102 259V260H103ZM118 259V258H117ZM173 259H176V258H174L173 257ZM173 259H171V261L173 260ZM235 259V258H234ZM244 259L243 260H241V261H244ZM82 260H84L83 262H82ZM116 260V259H115ZM132 260V259H131ZM130 260V261H131ZM134 260H136V259H134ZM180 259H178V261H179ZM185 260V259H184ZM209 260H212V259H209ZM219 260V259H218ZM228 260V259H227ZM230 260V259H229ZM236 260V259H235ZM240 260L238 259V261L240 262ZM261 260H262V258H261ZM263 260H264V258H263ZM98 261H100L99 263L101 264V260H98ZM109 261H111L110 259H109ZM128 261V260H127ZM129 261V262H130ZM176 261H177V259H176ZM195 261H197V260H195ZM194 261V262H195ZM221 261H223V260H221ZM254 261V260H253ZM82 262V263H81ZM84 262V263H85ZM128 262V263H129ZM132 262V261H131ZM168 262V261H167ZM182 262V261H181ZM184 262V261H183ZM187 262V261H186ZM192 262H193V260H192ZM203 262V261H202ZM205 262H206V260H205ZM208 262V261H207ZM219 262V261H218ZM264 262V261H263ZM98 263V264H99ZM107 264L109 263V262H106ZM133 263V262H132ZM170 263V262H169ZM172 264H173V262H171ZM197 263V262H196ZM195 263V264H196ZM204 263V262H203ZM217 263V262H216ZM249 263V262H248ZM87 264H93V262H91V263H87ZM121 264V263H120ZM127 264V263H126ZM182 264V263H181ZM184 264V263H183ZM188 264H190V263H188ZM198 264H199V262H198ZM210 264V263H209ZM215 264V263H214ZM221 264V263H220ZM226 264V263H225ZM236 264V263H235ZM250 264V263H249ZM261 264V263H260ZM263 264V263H262Z\"/></svg>",
  "mask_w": 264,
  "mask_h": 264
},
{
  "label": "snow or ice",
  "instance_id": "3",
  "mask_svg": "<svg viewBox=\"0 0 264 264\" xmlns=\"http://www.w3.org/2000/svg\"><path fill=\"white\" fill-rule=\"evenodd\" d=\"M134 8H141L142 6L140 5H134ZM141 12L138 10L136 12H133L129 15H127L124 20L122 21V24L125 28H134L137 25L142 23V19H141Z\"/></svg>",
  "mask_w": 264,
  "mask_h": 264
}]
</instances>
